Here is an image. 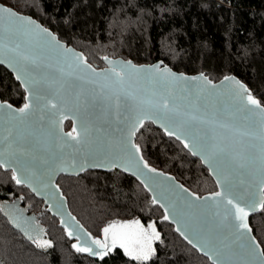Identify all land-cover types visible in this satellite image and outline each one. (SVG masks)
I'll return each instance as SVG.
<instances>
[{"label": "snow or ice", "instance_id": "snow-or-ice-1", "mask_svg": "<svg viewBox=\"0 0 264 264\" xmlns=\"http://www.w3.org/2000/svg\"><path fill=\"white\" fill-rule=\"evenodd\" d=\"M101 59L108 67L94 68L33 16L0 0V63L24 89L17 108L0 101V169L10 172L5 182L42 196L60 216L70 248L97 264L118 252L128 264H156L167 244L156 221L145 224L140 217L108 220L93 235L66 210L54 183L59 172L91 167L130 173L148 193L146 206L162 209L159 220L175 225L211 264H264V239L251 224L252 214L264 213V93L258 97L231 74L214 82L202 72H175L162 60L137 65L108 55ZM69 104L76 109L74 124L64 133ZM101 114L113 118L106 121L108 130L93 123ZM146 122L199 157L218 190L199 196L154 167L136 143ZM0 212L36 248H53L15 199L0 205Z\"/></svg>", "mask_w": 264, "mask_h": 264}, {"label": "trees", "instance_id": "trees-1", "mask_svg": "<svg viewBox=\"0 0 264 264\" xmlns=\"http://www.w3.org/2000/svg\"><path fill=\"white\" fill-rule=\"evenodd\" d=\"M36 18L87 61L104 66L102 56L131 59L136 64L162 60L176 71L204 73L213 81L233 74L258 97L264 93V0H3ZM30 5L31 10L25 7ZM24 89L13 74L0 65V99L15 107L23 101ZM136 143L156 168L172 174L197 195L217 190L212 176L198 157L181 151L182 145L146 122ZM66 120L65 130L71 129ZM0 169V205L19 202L21 211L35 218L53 240L42 251L8 223L0 212V264H97L87 254L69 246L59 219L52 215L26 186L5 182ZM70 212L85 228L98 235L112 219L140 217L156 221L167 247L156 264H211L206 256L188 245L170 222L159 220L163 210L148 208V193L132 175L119 169H90L78 175L61 174L56 180ZM23 196L24 199H17ZM258 239H264V213L251 215ZM157 247L159 244L157 242ZM118 252L104 264H128ZM135 264V262H132Z\"/></svg>", "mask_w": 264, "mask_h": 264}, {"label": "water", "instance_id": "water-1", "mask_svg": "<svg viewBox=\"0 0 264 264\" xmlns=\"http://www.w3.org/2000/svg\"><path fill=\"white\" fill-rule=\"evenodd\" d=\"M26 15H29V14H26ZM34 18V17H33ZM34 19H36V18H34ZM37 20V19H36ZM38 21V20H37ZM39 22V21H38ZM40 23V22H39ZM41 24V23H40ZM43 25V24H42ZM44 26V25H43ZM51 30V29H50ZM52 31V30H51ZM71 47H73L72 45H70ZM73 48H75V47H73ZM75 50L77 51V52H81L80 50H78V49H76L75 48ZM85 56V55H84ZM103 57V56H102ZM111 58H113V59H121V60H131V59H123V58H121V57H111ZM132 61V60H131ZM133 62V61H132ZM89 63V62H88ZM103 63H104V66H102V67H96V66H94V65H92L94 68H97V69H104V68H106V67H108V65L106 64V62H104L103 61ZM134 63V62H133ZM156 62H153V63H147V64H137V65H148V64H155ZM134 64H136V63H134ZM0 65H3L5 68H7L12 74H13V71H12V69L11 68H9L8 66H7V64H5V63H0ZM169 66V65H168ZM170 67V66H169ZM171 68V67H170ZM172 70L173 71H175V72H180V71H176V70H174L173 68H172ZM184 73V72H183ZM201 73V72H200ZM186 74V73H185ZM196 74H198V73H196ZM196 74H186V75H188V76H194V75H196ZM231 75H233V74H231ZM13 76L15 77V75L13 74ZM237 77V76H236ZM238 78V77H237ZM239 79V78H238ZM218 81V80H217ZM214 82H216V81H214ZM20 83V82H19ZM0 101H1V99H0ZM209 105L211 106V101H209ZM14 108H17V107H15V106H13ZM69 111H66L65 113H64V115H65V119L63 120V122H62V130H63V132L64 133H68V132H70L71 130H72V128H73V124H74V116H73V112H75L76 111V109L71 105V104H69ZM113 118L111 117V116H108V117H105V116H103L102 114L99 116V119H94L93 120V123L97 126V127H99V126H101V125H103L104 126V128H105V130H108V124H107V122L106 121H111ZM66 120H70L71 121V123H72V125H71V129L70 130H65V128H64V124H65V121ZM78 122V121H77ZM156 127H158L157 125H155ZM116 127V124L115 123H112V128L114 129ZM159 128V127H158ZM199 158V157H198ZM205 166V165H204ZM206 167V166H205ZM207 168V167H206ZM90 169H100V170H106V171H111V170H114V169H111V170H108V169H103V168H91V167H89V168H87L86 170H90ZM85 170V171H86ZM119 170H121V169H119ZM122 171V170H121ZM162 171V170H161ZM61 174H64V175H70V174H66V173H63V172H59V173H57L56 174V176L54 177V183L56 184V180H57V178H58V176L59 175H61ZM78 174H80V173H76V174H71V175H78ZM128 174H130V173H128ZM131 175V174H130ZM172 175V174H171ZM173 176V175H172ZM213 178V177H212ZM176 179V178H175ZM214 179V178H213ZM177 180V179H176ZM178 181V180H177ZM214 181H215V179H214ZM179 182V181H178ZM180 183V182H179ZM30 190V189H29ZM218 190V189H217ZM216 190V191H217ZM31 191V190H30ZM32 192V191H31ZM33 193V192H32ZM37 198H39V199H42L43 200V205L46 207V209L52 214V215H54V216H56L58 219H59V224H60V216L59 215H56V214H54V212L53 211H51V210H49V207H48V203L45 201V199L42 197V196H37L35 193H33ZM207 193H205V194H203V195H200V196H205ZM64 198H65V196H64ZM65 200H66V198H65ZM66 210L68 211V212H70V210H69V208H68V205H67V201H66ZM71 213V212H70ZM72 214V213H71ZM73 215V214H72ZM74 216V215H73ZM26 217H30V216H28V215H26ZM36 219L34 218V221H35ZM171 223V222H170ZM61 225V224H60ZM62 226V225H61ZM63 227V226H62ZM174 228H175V225H174Z\"/></svg>", "mask_w": 264, "mask_h": 264}, {"label": "rangeland", "instance_id": "rangeland-1", "mask_svg": "<svg viewBox=\"0 0 264 264\" xmlns=\"http://www.w3.org/2000/svg\"><path fill=\"white\" fill-rule=\"evenodd\" d=\"M19 1H24V2H27V0H19ZM3 204H6V203H2L1 205H3ZM8 204H10V203H8ZM16 206H17V208L18 209H20L21 210V207H20V204H19V202L18 201H16ZM23 213V212H22ZM23 216L24 217H26V214L25 213H23Z\"/></svg>", "mask_w": 264, "mask_h": 264}]
</instances>
